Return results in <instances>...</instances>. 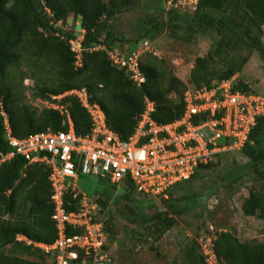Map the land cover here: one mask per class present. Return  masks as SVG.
Here are the masks:
<instances>
[{
    "label": "trees",
    "instance_id": "1",
    "mask_svg": "<svg viewBox=\"0 0 264 264\" xmlns=\"http://www.w3.org/2000/svg\"><path fill=\"white\" fill-rule=\"evenodd\" d=\"M167 1L161 0L162 11L158 14L140 18L139 30L136 28L137 32L129 37L124 32L118 34L111 26L133 0H0V155L12 150L2 110L8 116L12 134L18 138L43 130L68 128L67 117L58 110L39 112L26 102L22 89L26 73L21 70V80L17 81L19 76L12 72L23 64L31 68L30 75L34 79L31 88L35 96L51 98L68 90L85 88L90 101L104 109L109 127L123 139L133 133L146 98L155 102L153 118L164 124L183 114L184 93L189 88L210 87L214 82L238 75L235 89L259 93L239 79V72L253 52L264 63V0H198L195 10H167ZM71 17L75 23L70 26ZM78 20L83 30L81 66L76 65V52L69 42L76 37ZM59 21L61 26L57 25ZM167 29L184 30L186 35L179 37L186 41L199 33L215 36L207 54L195 59L189 82L171 71L161 72L152 62L143 61V51L141 69L145 82L138 86L108 55L107 50L117 48L126 52L125 43L130 51H135L140 39H154ZM59 102L68 107L76 133H89L91 117L78 97L66 95ZM235 153L243 155L247 161L240 164L235 160L236 165L227 170L226 178L216 180L208 192L216 190L222 180H227L231 188L243 181H252L254 185L248 189L241 210L245 216L264 220V116L257 119L239 152L217 157ZM213 160L200 165L190 178L171 186L167 195L159 199L138 192L127 179L112 184L101 178L108 185H114L113 188L86 192L98 195L103 206L113 200L125 219L135 226L130 227L133 233L150 236L156 242L177 224L176 214L194 208L200 195L185 187V183L212 166ZM116 187L117 194H114ZM176 189H186L187 193L174 196ZM51 193L49 170L44 164H29L19 155L0 164V264H54V251L45 252L17 239L22 235L35 243L55 242L58 232L52 218ZM80 198V195L74 197L73 192L68 193L66 209L76 210ZM112 225L113 220H108V232H114ZM81 232L68 229V235ZM212 238L220 264H264V242L242 240L231 229L218 230ZM106 249L107 243L100 253ZM96 262L95 252L86 255L80 251L71 264ZM172 264H207L199 240L186 246L185 262Z\"/></svg>",
    "mask_w": 264,
    "mask_h": 264
},
{
    "label": "built area",
    "instance_id": "2",
    "mask_svg": "<svg viewBox=\"0 0 264 264\" xmlns=\"http://www.w3.org/2000/svg\"><path fill=\"white\" fill-rule=\"evenodd\" d=\"M189 2L188 9L195 10L198 0ZM186 5L187 0L166 2L167 10L187 9ZM79 23L78 20L76 24ZM61 24V21L57 23ZM69 42L76 52V65L81 66L82 33L76 34ZM107 52L113 63L125 69L134 83L140 86L145 82L141 69L143 50ZM237 78L238 75H234L214 82L210 87L187 89L183 114L164 124L153 118L155 102L146 98L145 108L128 139H123L109 127L104 109L90 101L85 88L39 98L37 102L30 101L39 112L56 109L65 115L68 128L64 130H43L18 138L12 134L8 116L2 110L5 133L12 150L0 155V164L19 155L29 164L46 166L52 191V218L58 232L52 244L35 243L22 235L17 239L45 252L54 251V264H71L80 251L86 255L95 252L96 261L106 260L108 256L100 250L107 243L108 232L98 218L97 195H89L80 189L79 178L88 174L105 178L112 184L127 179L138 192L159 199L167 195L171 186L190 178L200 165L208 164L219 154L239 152L248 141L257 119L264 116V95L235 89ZM71 94L78 97L91 117V128L86 135L76 133L68 107L59 102ZM70 192L74 197L81 196L80 206L72 211L66 209V196ZM68 229L82 232L68 235ZM200 244L207 264H220L214 252L213 238H202Z\"/></svg>",
    "mask_w": 264,
    "mask_h": 264
},
{
    "label": "rangeland",
    "instance_id": "3",
    "mask_svg": "<svg viewBox=\"0 0 264 264\" xmlns=\"http://www.w3.org/2000/svg\"><path fill=\"white\" fill-rule=\"evenodd\" d=\"M187 4L186 8L190 10L188 9L189 0H187ZM161 8V0H133L129 9L119 14L116 21H112L111 28L118 34L124 32L125 35L132 37L137 29L139 30V19H147L151 15L158 14L162 11ZM74 23L73 21V25ZM174 31L167 29L157 34L154 39H140L136 47L145 51L143 61L152 62L159 67L161 72L171 71L183 81L189 82L195 59L207 54L215 36L199 33L191 41H186L179 37L186 35L184 30L174 29ZM21 70L26 73L22 81V89L24 98L30 105V101L37 102L39 98L43 97L33 94L34 89L32 90L31 87H34V79L30 75L31 68L26 64L12 69L13 75L20 77V79L17 77V81L21 80L19 73ZM239 79L264 95V63L257 53L251 54L248 62L239 72ZM235 160L241 164L246 162L247 158L238 153L228 157H216L212 166L201 170L196 178L185 183V187L198 196L200 195V198L194 208L183 209L180 214H176L177 224L156 242L150 236L133 233L130 227L135 228V226L125 219L113 200L108 201L107 206H103L98 201L100 206L98 218L104 222L105 228L107 221L113 220L112 229L114 232L107 231V249L104 251V254L112 259L105 264L185 262L187 245L194 240L201 242L202 238L204 240L212 238L216 231L225 229H231L242 240L264 242V220L245 216L241 210L243 200L248 195V189L254 185V182L246 180L231 188L227 180H222L215 188L216 190L208 192V188L212 189L216 180L226 178L227 170L235 167ZM78 185L80 189L88 193L102 188L112 189L114 186L108 185L99 177L88 174L79 178ZM117 187L114 194H117ZM186 191V189H176L174 196L187 193ZM98 198L100 197L97 195V200Z\"/></svg>",
    "mask_w": 264,
    "mask_h": 264
},
{
    "label": "water",
    "instance_id": "4",
    "mask_svg": "<svg viewBox=\"0 0 264 264\" xmlns=\"http://www.w3.org/2000/svg\"><path fill=\"white\" fill-rule=\"evenodd\" d=\"M73 21H74V18L73 17L69 18L68 24L70 26L73 25ZM80 32H82V25H81V23L76 24V34L77 35H80ZM129 52H130V50L128 51V53ZM111 259H112V257H109L107 260H99V261L96 262V264H105L107 261H110Z\"/></svg>",
    "mask_w": 264,
    "mask_h": 264
},
{
    "label": "crops",
    "instance_id": "5",
    "mask_svg": "<svg viewBox=\"0 0 264 264\" xmlns=\"http://www.w3.org/2000/svg\"><path fill=\"white\" fill-rule=\"evenodd\" d=\"M124 49L126 50V52H128L129 50H131V48H129L128 44H126V43L124 44ZM116 51H122V50H121V48H117Z\"/></svg>",
    "mask_w": 264,
    "mask_h": 264
}]
</instances>
